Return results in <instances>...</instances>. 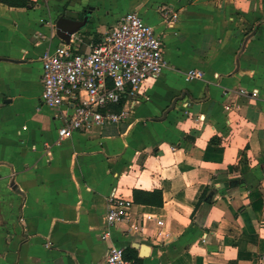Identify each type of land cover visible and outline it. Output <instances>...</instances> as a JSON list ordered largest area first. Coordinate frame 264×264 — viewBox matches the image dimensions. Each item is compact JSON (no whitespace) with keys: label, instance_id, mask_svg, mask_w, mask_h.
<instances>
[{"label":"crops","instance_id":"crops-1","mask_svg":"<svg viewBox=\"0 0 264 264\" xmlns=\"http://www.w3.org/2000/svg\"><path fill=\"white\" fill-rule=\"evenodd\" d=\"M30 1H0V264H103L111 246L142 264H264V0H99V14L91 0ZM129 12L168 67L124 123L59 140L42 56L88 51ZM112 193L133 204L103 239Z\"/></svg>","mask_w":264,"mask_h":264},{"label":"built area","instance_id":"built-area-1","mask_svg":"<svg viewBox=\"0 0 264 264\" xmlns=\"http://www.w3.org/2000/svg\"><path fill=\"white\" fill-rule=\"evenodd\" d=\"M165 17L178 19L175 12L164 9ZM41 103L58 111L62 125L59 140L70 139L75 132L89 131L124 123L127 106L138 100L144 84L159 78L168 67L163 40L137 12L125 14L118 24L89 45L86 52L63 44L42 56ZM192 80L202 77L191 70ZM124 103L121 110H117ZM133 202L112 193L107 199L106 229H112L130 217ZM144 218L160 229L166 223L155 215ZM103 264H133L126 249L111 246Z\"/></svg>","mask_w":264,"mask_h":264},{"label":"trees","instance_id":"trees-1","mask_svg":"<svg viewBox=\"0 0 264 264\" xmlns=\"http://www.w3.org/2000/svg\"><path fill=\"white\" fill-rule=\"evenodd\" d=\"M1 2L9 5V6H18L25 7L28 6L31 1L30 0H0ZM124 103H122L117 110H121L123 108ZM135 202L138 204L152 205V206H161L162 205V193L160 191L154 192H144L140 190L134 191ZM126 258L130 260H134L135 264H142V260L138 257L136 250L134 249H126Z\"/></svg>","mask_w":264,"mask_h":264},{"label":"rangeland","instance_id":"rangeland-1","mask_svg":"<svg viewBox=\"0 0 264 264\" xmlns=\"http://www.w3.org/2000/svg\"><path fill=\"white\" fill-rule=\"evenodd\" d=\"M91 2H92V6L95 7L96 10H98V14L99 12L100 13H102V11L104 12V8L102 6H99V0H91ZM110 29H111L110 27H107V31H109Z\"/></svg>","mask_w":264,"mask_h":264}]
</instances>
